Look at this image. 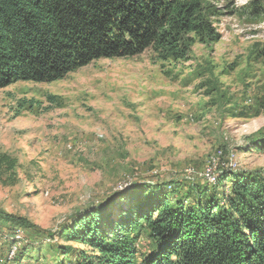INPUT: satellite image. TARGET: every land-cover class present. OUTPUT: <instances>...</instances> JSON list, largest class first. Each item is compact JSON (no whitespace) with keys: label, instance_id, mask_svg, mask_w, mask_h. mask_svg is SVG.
Segmentation results:
<instances>
[{"label":"rangeland","instance_id":"rangeland-1","mask_svg":"<svg viewBox=\"0 0 264 264\" xmlns=\"http://www.w3.org/2000/svg\"><path fill=\"white\" fill-rule=\"evenodd\" d=\"M202 3L212 31L188 36L182 58L147 49L0 88V155L17 164L14 177L0 174V214L33 225L8 230L0 219V264H57L62 246L88 250L63 229L134 182L185 191L224 170L264 177V152L253 150L264 135V0ZM140 195L102 206L106 225Z\"/></svg>","mask_w":264,"mask_h":264},{"label":"trees","instance_id":"trees-1","mask_svg":"<svg viewBox=\"0 0 264 264\" xmlns=\"http://www.w3.org/2000/svg\"><path fill=\"white\" fill-rule=\"evenodd\" d=\"M211 31L202 0H0V88L50 83L147 49L179 59L188 36ZM253 142L264 152V135ZM16 167L0 155L1 175L14 177ZM180 185L134 182L107 196L61 234L88 250L62 246L57 264H264V177L224 170L214 185ZM125 193L142 195L106 225L102 206ZM0 219L8 230L33 229L24 218Z\"/></svg>","mask_w":264,"mask_h":264},{"label":"bare ground","instance_id":"bare-ground-1","mask_svg":"<svg viewBox=\"0 0 264 264\" xmlns=\"http://www.w3.org/2000/svg\"><path fill=\"white\" fill-rule=\"evenodd\" d=\"M208 173V175L206 176L207 177V179H208V181L210 182V183H214L215 182V180H216V175H215V173L213 174V173H209V172H207Z\"/></svg>","mask_w":264,"mask_h":264},{"label":"water","instance_id":"water-1","mask_svg":"<svg viewBox=\"0 0 264 264\" xmlns=\"http://www.w3.org/2000/svg\"><path fill=\"white\" fill-rule=\"evenodd\" d=\"M126 189V188H125ZM124 190H121L120 192H117V193H121V192H123Z\"/></svg>","mask_w":264,"mask_h":264},{"label":"built area","instance_id":"built-area-1","mask_svg":"<svg viewBox=\"0 0 264 264\" xmlns=\"http://www.w3.org/2000/svg\"><path fill=\"white\" fill-rule=\"evenodd\" d=\"M204 175H205V176H207V175H208V173H204Z\"/></svg>","mask_w":264,"mask_h":264}]
</instances>
